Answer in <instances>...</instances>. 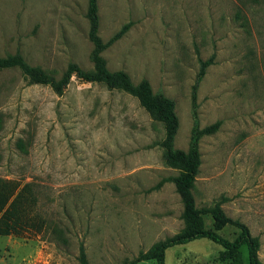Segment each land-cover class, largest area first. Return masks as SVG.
Listing matches in <instances>:
<instances>
[{
  "label": "rangeland",
  "instance_id": "1",
  "mask_svg": "<svg viewBox=\"0 0 264 264\" xmlns=\"http://www.w3.org/2000/svg\"><path fill=\"white\" fill-rule=\"evenodd\" d=\"M98 34L110 70L175 104L174 147L187 150L195 118L191 91L199 60L212 63L196 90L200 137L197 207L225 196V214L259 239L264 264V0H97ZM88 0H0V56L19 51L59 77L70 62L93 68ZM163 124L137 98L72 76L62 94L0 69V194L20 193L16 232L0 234V264H155L136 261L184 227L183 204L165 164ZM3 210L0 211V216ZM205 226L211 228L210 217ZM227 225L218 231L233 240ZM165 264H249L206 238L165 250Z\"/></svg>",
  "mask_w": 264,
  "mask_h": 264
},
{
  "label": "trees",
  "instance_id": "2",
  "mask_svg": "<svg viewBox=\"0 0 264 264\" xmlns=\"http://www.w3.org/2000/svg\"><path fill=\"white\" fill-rule=\"evenodd\" d=\"M97 0H88L87 19L89 23V39L93 43L91 60L93 68L85 70L74 62L68 63L65 70L59 77H55L39 65L29 64L23 55L16 51L14 53L0 56V69L18 68L29 80L30 83L48 85L55 93L62 94L72 76L84 82L103 83L107 88L120 89L136 97L138 102L146 109L155 120L161 122L164 128V135L158 144L162 148V157L166 165L178 169V173L170 177L175 189L183 204L181 217L184 227L178 233L166 237L154 243L146 252H140L136 261L152 259L155 264H165V250L176 244H184L197 238H206L221 245L228 252H234L242 244L247 245L249 264H261L257 250L259 239L250 234L248 227L238 219L228 217L222 203L227 199L221 196L213 204L197 207L193 195L195 177L200 165L199 139L202 135L216 131L220 125V120L199 128L197 122V102L196 90L208 65L212 63V56L199 60V70L192 86L191 103L192 114L195 118L191 131L189 147L185 151L174 147V137L178 128V118L175 112L174 101L161 92H154L149 81L142 78L134 83L129 74L124 70H110L106 65L102 51L118 40L129 28L130 23L123 24L107 41H102L98 34L99 16L97 12ZM0 194V234L16 232L21 220L15 210V204L20 193H18L10 203L4 208L11 195ZM209 216L211 228L205 226V218ZM231 225L239 231L233 240L223 237L218 231L225 226ZM79 264H88V259L84 247L80 245L78 253ZM133 261L131 262V264Z\"/></svg>",
  "mask_w": 264,
  "mask_h": 264
}]
</instances>
